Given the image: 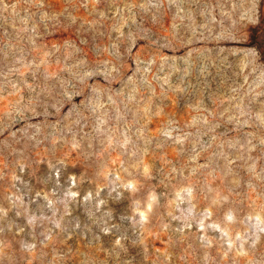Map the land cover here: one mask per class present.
Wrapping results in <instances>:
<instances>
[{
    "label": "rangeland",
    "instance_id": "obj_1",
    "mask_svg": "<svg viewBox=\"0 0 264 264\" xmlns=\"http://www.w3.org/2000/svg\"><path fill=\"white\" fill-rule=\"evenodd\" d=\"M0 264H264V0H0Z\"/></svg>",
    "mask_w": 264,
    "mask_h": 264
}]
</instances>
